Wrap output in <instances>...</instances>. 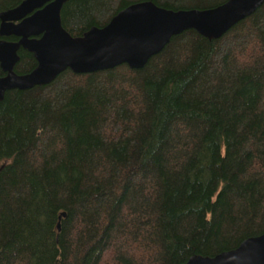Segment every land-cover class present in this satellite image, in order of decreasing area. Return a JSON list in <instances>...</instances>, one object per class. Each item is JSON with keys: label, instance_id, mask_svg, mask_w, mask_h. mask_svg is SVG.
<instances>
[{"label": "trees", "instance_id": "obj_1", "mask_svg": "<svg viewBox=\"0 0 264 264\" xmlns=\"http://www.w3.org/2000/svg\"><path fill=\"white\" fill-rule=\"evenodd\" d=\"M226 1L68 0L60 18L78 38L136 3ZM36 65L21 51L14 72ZM1 165L0 264H181L262 234L264 4L219 39L173 37L141 70L6 92Z\"/></svg>", "mask_w": 264, "mask_h": 264}, {"label": "water", "instance_id": "obj_2", "mask_svg": "<svg viewBox=\"0 0 264 264\" xmlns=\"http://www.w3.org/2000/svg\"><path fill=\"white\" fill-rule=\"evenodd\" d=\"M65 1L24 0L15 9L0 13V35L19 39L16 43L0 41V67L7 73L0 78V101L6 92L48 85L66 70L91 74L121 65L141 70L173 37L193 30L204 38L219 39L264 4V0H227L211 9L172 11L141 2L121 10L106 26L92 27L82 37L73 38L61 26ZM19 48L31 53L37 64L25 75L13 72ZM181 264H264V232L242 240L232 250L212 257L194 255Z\"/></svg>", "mask_w": 264, "mask_h": 264}, {"label": "flooded vegetation", "instance_id": "obj_3", "mask_svg": "<svg viewBox=\"0 0 264 264\" xmlns=\"http://www.w3.org/2000/svg\"><path fill=\"white\" fill-rule=\"evenodd\" d=\"M24 0H22L18 5H16V6H14V7H12V8H10V9H7V10H4V11H0V13H2V12H6V11H9V10H12V9H15L16 7H18L22 2H23ZM68 1V0H67ZM67 1H65V2H67ZM64 2V3H65ZM63 3V4H64ZM47 4V3H46ZM45 4V5H46ZM62 7H63V5H62ZM38 9H35L33 12H31V13H29L28 15H26L23 19H25V18H28V17H30L35 11H37ZM61 10H62V8H61ZM61 10H60V13H61ZM23 19H21V20H19V21H15L14 22V24H18L20 21H22ZM60 21H61V18H60ZM0 24H1V22H0ZM61 26H62V24H61ZM63 28V27H62ZM64 29V28H63ZM18 38H16V37H14V36H1L0 35V41H6V42H11V43H16V42H18ZM21 51H26V50H24V49H22V48H19L18 49V51H17V56L19 57V54H20V52ZM26 52H28V51H26ZM29 53V52H28ZM31 54V53H30ZM18 62H19V59H18ZM17 62V63H18ZM16 63V64H17ZM16 64L14 65V68H15V66H16ZM14 68H13V72H14ZM0 73H1V75H0V78L1 77H4V76H6L7 75V73H5L3 70H2V68L0 67ZM15 73V72H14ZM16 74V73H15Z\"/></svg>", "mask_w": 264, "mask_h": 264}]
</instances>
